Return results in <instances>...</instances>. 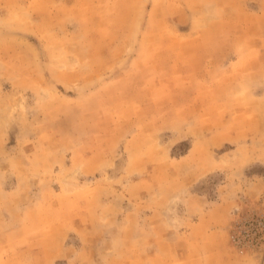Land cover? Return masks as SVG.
I'll list each match as a JSON object with an SVG mask.
<instances>
[{
  "label": "rangeland",
  "instance_id": "374dc122",
  "mask_svg": "<svg viewBox=\"0 0 264 264\" xmlns=\"http://www.w3.org/2000/svg\"><path fill=\"white\" fill-rule=\"evenodd\" d=\"M0 264H264V0H0Z\"/></svg>",
  "mask_w": 264,
  "mask_h": 264
}]
</instances>
